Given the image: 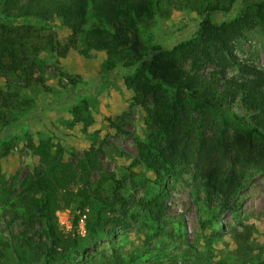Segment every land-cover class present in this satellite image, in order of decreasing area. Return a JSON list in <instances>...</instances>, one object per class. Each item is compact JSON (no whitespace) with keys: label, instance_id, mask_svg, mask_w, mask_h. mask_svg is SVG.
Listing matches in <instances>:
<instances>
[{"label":"rangeland","instance_id":"1","mask_svg":"<svg viewBox=\"0 0 264 264\" xmlns=\"http://www.w3.org/2000/svg\"><path fill=\"white\" fill-rule=\"evenodd\" d=\"M119 1L0 0V264H264V170L223 203L163 159L153 121V94L190 70L173 46L263 0ZM117 26L152 62L151 96L92 40ZM263 41L251 31L238 53L264 67Z\"/></svg>","mask_w":264,"mask_h":264},{"label":"trees","instance_id":"2","mask_svg":"<svg viewBox=\"0 0 264 264\" xmlns=\"http://www.w3.org/2000/svg\"><path fill=\"white\" fill-rule=\"evenodd\" d=\"M117 1L122 9L121 1ZM204 24L195 37L173 46V64L189 65L190 70L181 67L176 82L168 83L171 91L153 94V121L168 143L163 159L173 169L182 164L201 170L208 194L226 203L246 185L249 180L245 178L264 170V67L238 53V42L247 33L259 30L264 35V0L255 13L240 12L228 28L217 27L209 20ZM104 31L102 35L94 30L97 35L93 42L107 50L112 65L121 62L136 66L135 84L144 97L151 96L152 62L140 54L138 35L124 26ZM5 47L1 40L0 53ZM16 64L19 66L18 62L13 66ZM194 66H212L218 75L191 72ZM233 120L244 128L236 127ZM153 168L160 171L165 166Z\"/></svg>","mask_w":264,"mask_h":264}]
</instances>
